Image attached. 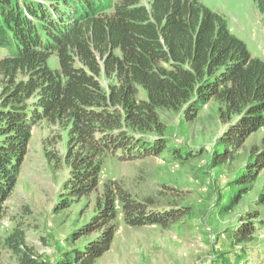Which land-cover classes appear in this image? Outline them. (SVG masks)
Wrapping results in <instances>:
<instances>
[{
    "label": "trees",
    "instance_id": "obj_1",
    "mask_svg": "<svg viewBox=\"0 0 264 264\" xmlns=\"http://www.w3.org/2000/svg\"><path fill=\"white\" fill-rule=\"evenodd\" d=\"M255 1L264 17V0ZM0 48L8 52L0 59V75L7 81L0 99V228L5 218L13 223L4 247L17 264H95L111 248L120 219L129 226L163 228L182 219L180 210L153 208L154 197L140 200L118 180L106 181L99 193L107 158L136 160L166 148L167 125L159 110L193 119L210 100L219 104L228 126L218 138L213 166L233 159L248 137L264 128V60L253 56L226 18L202 0H149L148 5L141 0H0ZM43 120L66 122L69 135L67 193L55 210L97 193L95 214L78 234L98 235L55 262L29 245L24 222L9 216L7 205L33 128ZM262 143L261 150L251 147L255 160L236 183L258 178L264 137ZM237 193L225 209L235 204ZM257 202V215L247 213V221L225 229L234 247H244L264 229V192ZM210 264L229 262L216 255Z\"/></svg>",
    "mask_w": 264,
    "mask_h": 264
},
{
    "label": "rangeland",
    "instance_id": "obj_2",
    "mask_svg": "<svg viewBox=\"0 0 264 264\" xmlns=\"http://www.w3.org/2000/svg\"><path fill=\"white\" fill-rule=\"evenodd\" d=\"M202 2L222 14L231 32L245 41L251 54L264 60V17L255 0ZM141 3L148 5L149 0ZM5 53L6 49L0 48V59ZM55 58L53 66L57 65ZM6 83L0 75V99ZM158 112L167 125L166 148L157 156L136 160L107 158L99 193L106 181L118 180L140 200L154 197L153 208L180 210L182 219L168 228L134 227L120 219L111 248L95 264H210L216 255L229 264H264V229L244 247H234L224 232L247 221V213L255 216L260 211L257 201L264 192V168L253 183L242 185L235 179L255 160L251 147L262 149L264 128L249 136L233 159L213 166L218 138L228 126L220 118L215 100L203 105L193 119L172 110ZM68 137L66 122L62 125L43 120L34 126L19 181L7 202L9 216L24 222L29 245L48 262L84 247L98 235L78 234L95 214L97 193L55 210L67 193L63 184L70 172L65 161ZM236 193L238 200L225 209L223 205ZM261 211L260 217L264 218V208ZM12 228L13 223L5 218L0 228V264H17L15 256L4 247ZM236 255L242 256L238 260Z\"/></svg>",
    "mask_w": 264,
    "mask_h": 264
}]
</instances>
